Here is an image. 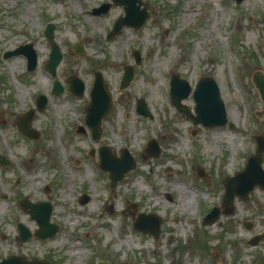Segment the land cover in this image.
Returning <instances> with one entry per match:
<instances>
[{
	"label": "rangeland",
	"instance_id": "obj_1",
	"mask_svg": "<svg viewBox=\"0 0 264 264\" xmlns=\"http://www.w3.org/2000/svg\"><path fill=\"white\" fill-rule=\"evenodd\" d=\"M102 2H111L106 12L90 11ZM143 7L149 16L139 28L123 26L107 38L124 15L123 6L111 0H0V52L31 41L37 54L32 71L23 54L0 57V153L11 160L0 166V260L14 253L53 264L98 259L113 264H253L264 257V240L247 244L249 236L264 231V187L255 186L244 199L235 197L230 212L213 223L201 222L221 203V178L242 168L254 152L255 134L264 133V115L256 114L263 103L251 80L254 71L264 72V0H142ZM47 19L62 52L56 78L64 91L59 95L50 93L53 78L43 69L49 52L43 35ZM78 40L83 54L70 50ZM134 49L140 52L138 62ZM124 64L133 66L134 77L119 88ZM93 70L102 73L113 99L98 139L87 127L85 133L76 131L77 124L84 125ZM173 72L192 89L200 77H214L235 127L194 124L179 112L168 97ZM72 74L84 82L82 96L68 89ZM39 93L47 96V104L35 111L31 127L39 135L33 139L17 129L16 120L34 107ZM137 98L145 100L151 117L136 111ZM182 103L194 112L191 93ZM151 137L160 154L143 158ZM101 145L117 155L125 146L136 159L111 196L108 173L98 166ZM198 167L209 185L197 176ZM47 184L50 189L44 191ZM82 193L89 197L85 203L79 202ZM23 196L51 203L50 221L59 225L53 237L18 240V221L31 231L37 228L17 205ZM129 202L137 203L133 215L132 208L123 212ZM140 212L161 217L157 238L133 228Z\"/></svg>",
	"mask_w": 264,
	"mask_h": 264
},
{
	"label": "water",
	"instance_id": "obj_2",
	"mask_svg": "<svg viewBox=\"0 0 264 264\" xmlns=\"http://www.w3.org/2000/svg\"><path fill=\"white\" fill-rule=\"evenodd\" d=\"M241 1V0H236ZM113 2L122 4L124 8V16H120L114 23L112 30L109 32V37L116 34L123 25H132L139 27L143 24L145 19L148 17V13L143 8L139 9V5L142 3L141 0H113ZM105 7L94 8L95 12L105 11L109 7V3L104 4ZM45 35L51 44V51L49 58L45 62V69L50 71L53 75L55 74V68L58 64L61 53L52 39V26H48L45 30ZM81 43L73 45L75 51L79 52ZM21 50V49H20ZM19 51V50H18ZM28 57V69H33L36 64V54L31 49L30 45L28 48L23 50ZM16 51L6 52L4 56H9ZM136 60H139V52L134 51ZM133 78V69L130 65L124 66V73L120 80V88L125 87L129 84ZM252 81L258 90L259 96L263 102V109L258 111V114H264V73L261 71H255L252 77ZM68 82L70 89L74 94L81 95L84 84L75 75L69 77ZM52 91L54 93H60L62 91V85L59 81H55ZM191 87L186 79L180 78L177 73H174L170 78V92L169 97L175 107L186 114V116L192 120L193 123H201L207 126L224 125L227 122L226 110L224 102L221 99L219 87L216 80L211 76L201 77L197 80L196 85L193 89L192 96L195 100L194 113H192L189 107L181 102V100L189 94ZM46 97L39 95L37 97L38 108H43L45 105ZM112 105L111 94L105 86L103 77L99 71L94 72V81L90 90V101L86 106V115L84 121L91 130L93 138H97L101 132V119L109 112ZM136 110L143 114L151 116L148 111L145 102L142 99L137 100ZM33 116V110H30L24 121L18 122V128L27 136L36 138L38 133L29 127L31 118ZM230 127H234L232 122L228 123ZM77 132H84V128L78 125ZM255 152L248 156L244 167L237 171L232 176H226L222 179L224 186V193L222 196V207L223 212H230L232 209V202L235 195L240 198H246L249 192L254 188L255 185L264 187V169L261 165L262 154L264 153V134L258 133L255 135ZM144 152L148 156L157 157L160 149L155 139H149L146 142ZM93 153V149H91ZM99 164L104 170L109 171L110 186L113 190L117 180L121 179L125 172L135 167V160L131 157L126 148L121 149V155H113L107 147H101L99 149ZM8 160L3 155H0V165L8 164ZM198 175L203 176L202 171H198ZM88 196L83 194L80 197V201L86 202ZM21 205L24 209L29 208V213L32 218H35L39 228L34 231V235L40 238L47 236H53L58 229V226L49 222V216L51 213V204L48 202L30 203L25 198L22 199ZM221 208L214 206L204 216L202 222L204 224L213 223L220 214ZM161 219L152 214H140L137 219L133 222V226L139 230L149 231L155 237L159 232V223ZM246 227L250 228V224H246ZM19 239L21 241L30 238L31 233L25 227V225L19 223ZM264 238V233L252 236L248 243L251 245L257 244ZM0 264H52L47 259H31L27 260L25 257L10 255L0 261ZM95 264H112L110 261L99 259ZM255 264H264V258H258Z\"/></svg>",
	"mask_w": 264,
	"mask_h": 264
},
{
	"label": "bare ground",
	"instance_id": "obj_3",
	"mask_svg": "<svg viewBox=\"0 0 264 264\" xmlns=\"http://www.w3.org/2000/svg\"><path fill=\"white\" fill-rule=\"evenodd\" d=\"M157 70H158V71H160V68H158V67H157ZM157 73H158V72H157ZM153 76H154V77H157V74H156V73H154V75H153ZM37 82H38V83H41V82H42V80H41V79H38V80H37ZM157 82H158V81H157ZM152 87H154V85H153ZM60 107H61V109H62V110H64V109H65V107L63 106V104H62ZM72 179H73V176H72V174L68 175V180H69L70 182L72 181ZM183 205H184L185 207H187V206H189V205H190V203H186V202H185V203H183ZM181 208H182V207H181Z\"/></svg>",
	"mask_w": 264,
	"mask_h": 264
}]
</instances>
